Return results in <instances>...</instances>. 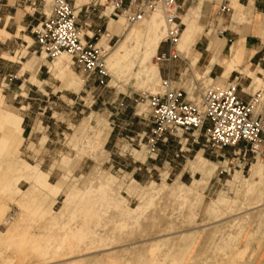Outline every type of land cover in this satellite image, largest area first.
<instances>
[{
	"label": "rangeland",
	"instance_id": "1",
	"mask_svg": "<svg viewBox=\"0 0 264 264\" xmlns=\"http://www.w3.org/2000/svg\"><path fill=\"white\" fill-rule=\"evenodd\" d=\"M93 1L78 12L81 31L87 33L90 22L92 41L107 50L106 56L124 49L142 52L147 35L131 29L145 32V25H126L123 16L117 21L104 0L94 6ZM48 4L19 0L18 12L32 23L22 45L0 59V111L23 119L21 134L14 133L0 155V182L30 165L50 184L63 185L55 199L27 179L18 181L17 198L0 191V208H6L0 238L10 229L13 239L9 245L0 239V256L10 257L3 264H264V160L242 168L230 147L217 151L221 157L200 144L181 150L174 138L160 142L150 157L144 139L139 140L149 117L147 101L139 95L155 92L160 78H181L185 89L194 83L204 88L237 82L218 79L221 65L215 63L226 61L223 44L214 52L206 46L218 36L232 43L231 23L245 20L242 6L229 0L222 11V0H186L180 35L183 16L204 27L192 50L159 60L162 52L168 54L160 44L152 60L158 72L148 78L131 55L121 69H108L101 85L87 80L65 55L60 64L70 68L60 73L56 58L37 51L32 28ZM197 51L201 55L195 61ZM213 55L215 67L204 75ZM263 89L253 93L264 98ZM20 239L23 250L17 253ZM34 240H40L42 252L29 250Z\"/></svg>",
	"mask_w": 264,
	"mask_h": 264
},
{
	"label": "built area",
	"instance_id": "2",
	"mask_svg": "<svg viewBox=\"0 0 264 264\" xmlns=\"http://www.w3.org/2000/svg\"><path fill=\"white\" fill-rule=\"evenodd\" d=\"M111 17L123 16L127 25L140 22L154 11L160 12L166 24V33L160 44L168 47L159 60L171 61L179 57L175 49L181 24L180 13L186 0H104ZM93 1V6L97 4ZM229 0H222L220 9L228 8ZM48 12L33 26L32 33L37 51L46 58H57L65 52L87 80L105 85L109 72L106 67L107 50L92 41L94 34H86L77 25L79 10L69 0H49ZM86 4L84 10L88 11ZM82 10V9H81ZM181 78H179L180 80ZM179 80L166 76L160 78L155 92H142L139 96L147 101L152 125L139 137L144 139L145 152L153 157L158 144L174 138L180 149L189 144H200L223 156L218 150L232 148V158L242 163V168L252 160H264V117L257 113L262 93L255 92L250 99L242 100L237 93V82L224 86L211 84L204 88L194 83L188 89ZM124 106L119 103L118 110ZM201 139V141H200Z\"/></svg>",
	"mask_w": 264,
	"mask_h": 264
},
{
	"label": "crops",
	"instance_id": "3",
	"mask_svg": "<svg viewBox=\"0 0 264 264\" xmlns=\"http://www.w3.org/2000/svg\"><path fill=\"white\" fill-rule=\"evenodd\" d=\"M0 1V36H2L0 38V59H2L5 58L3 54L11 53L17 46L22 45L24 41L22 36L26 35L24 32L29 28L32 21L25 20V14L18 12L19 0ZM88 1L73 0V4L76 10H80L83 4ZM237 2L238 6H242L245 20L231 23L230 29L234 36L232 43L229 44L223 36L222 40L220 36L213 37L206 49L214 52L220 42L223 44L222 52L225 50V53L222 55L225 56L226 61L224 64L215 63L221 65V69L219 68L218 71V79L228 81L235 78L239 97L247 101L250 99V94L260 86H264V0H237ZM104 4L106 5L105 1ZM106 8H108L107 5ZM86 30V34H94L90 22H88ZM196 53L198 61L201 53L199 51ZM242 58V62L238 63ZM214 61L215 56L213 55L208 60V64L205 65L204 75H208L214 69ZM257 113L264 117V98L258 106ZM146 125L147 129L140 136L146 134L152 125L150 115Z\"/></svg>",
	"mask_w": 264,
	"mask_h": 264
},
{
	"label": "bare ground",
	"instance_id": "4",
	"mask_svg": "<svg viewBox=\"0 0 264 264\" xmlns=\"http://www.w3.org/2000/svg\"><path fill=\"white\" fill-rule=\"evenodd\" d=\"M150 15H152V16H150ZM147 17H149V18H147ZM181 19H182V24L184 25L185 28H184V31L182 33V36L180 35L181 40L179 38V40L175 46V49L179 53H185V52H189L192 50L196 41L203 34V31H204L203 28L204 27L199 25L197 23V21H189L187 16H183ZM192 19H194V18H192ZM196 19H197V17H196ZM118 20L119 19H117V21ZM140 23L143 26L145 25V28H144L145 32L143 31L142 27H139L138 29L136 28V30H133V29H131V30H132V32H134V34L138 35L139 37L144 35V34L147 35V37H146L147 41L143 45V47H144L143 51L142 52H138V51L134 52L135 50L134 51L133 50H125L124 47L122 46L121 49H124V51H123L124 54L120 53L119 51H116V52H113L112 55L109 54L106 56L107 70L110 69L113 71H117V70L121 69L122 68L121 63L127 62L129 60V57L132 55L133 57L139 58L141 65H143L145 67L143 74L145 75L146 78L157 74V72H158L157 65L152 60H153V58H154V56L158 50V47L160 45L161 40L163 39V37L166 33V24L162 18V15L160 14V12H157V11H154L153 13L146 16L143 20H141L139 22V24ZM111 31L117 32V29L111 28ZM64 55L66 57H68V59L70 60V57L65 52L61 53L56 58L57 59L56 65H57V68L59 69L60 73H61V71L62 72L68 71L70 68L67 65H65V67H63L60 64V63H62L61 61H62V58ZM44 56H45V54H44ZM195 61H197V58L195 59ZM38 66H40V65H38ZM59 76H61V75H59ZM215 85L222 86L219 83H217ZM22 120H23L22 117L18 116L17 114H15L14 112H12L10 110H1L0 111V155L3 152V150L6 148V146L9 144V142L11 141L12 135L14 133L21 134V132H22V127H21ZM4 133L8 134V136L4 135ZM200 161H201V157L198 156L197 162H200ZM16 172H17L16 176L14 178H11V180H6L5 182H2V183L0 182V191H5V197L6 196L9 197V199L10 198L11 199L17 198L20 195L21 190L17 187V183H19L18 181L22 180V179L31 180L32 182H34L41 190L46 192V195L48 197H50V199H55L61 191V188L63 185L62 183H59L57 185L50 184L49 182L46 181V176H45L46 174L45 173L37 170L36 168H34L30 165H22L21 167H19L17 169ZM45 192H44V194H45ZM46 195H44V196H46ZM46 208H47V206H46ZM5 209H6L5 205H2V207L0 208V215H2V216L4 215ZM132 211H134V210H132ZM10 235H11V230L8 229L7 233L1 237L2 241H5L8 245L13 242V239H10L11 238ZM69 236H71V235H69ZM19 241L21 243L23 240L20 239ZM39 241L40 240L32 241V245H31L29 250H31L34 253L35 252H42V247L40 246ZM66 241L68 242V240H66ZM20 243H19V245H18V243L16 244L17 246H16L15 252H17V253H19L23 250L22 243L21 244ZM48 253H47V255H48ZM8 258L9 259H4L2 256H0V264H3V263L8 262V261L10 262V257H8ZM58 264H60V263H58Z\"/></svg>",
	"mask_w": 264,
	"mask_h": 264
}]
</instances>
